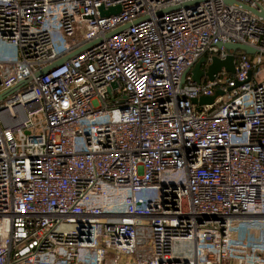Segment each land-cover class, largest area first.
I'll list each match as a JSON object with an SVG mask.
<instances>
[{"label": "built area", "instance_id": "obj_1", "mask_svg": "<svg viewBox=\"0 0 264 264\" xmlns=\"http://www.w3.org/2000/svg\"><path fill=\"white\" fill-rule=\"evenodd\" d=\"M254 10L264 0H0V94L33 76L0 100V264H264ZM230 54L235 73L211 80Z\"/></svg>", "mask_w": 264, "mask_h": 264}, {"label": "water", "instance_id": "obj_2", "mask_svg": "<svg viewBox=\"0 0 264 264\" xmlns=\"http://www.w3.org/2000/svg\"><path fill=\"white\" fill-rule=\"evenodd\" d=\"M226 1H232V0H226ZM118 11H120V7H112L108 10L103 9V7L101 8V13L102 15L106 16V15H110L111 13H117ZM255 12H257L259 15H262L264 17V10L261 11H257L254 10ZM221 45V44H220ZM225 48L227 50H242L245 53H254L255 49L245 45V44H232V43H226L224 44ZM67 59V57L61 58L59 60H57L56 62H54L53 64L47 66L46 68L38 71L35 76H41L47 72L50 71V69H52L53 67H60L64 64V61ZM204 61V58H202L200 60V62H198V64L195 66V68L193 69V74H194V78L198 81H200L201 77L204 74V71L201 69V64ZM235 55L230 54L228 55L227 58L225 59H221L217 56H215L213 58L212 63L209 65L208 71H207V76L212 80L214 77V74L218 73L219 71H221L222 69H225L228 72L231 73H235ZM33 80V76H30L28 78H26L25 80L19 82L18 84H16L13 88L3 92L2 94H0V100L3 99L5 96L15 92L17 89H19L21 86L29 83L30 81ZM222 94L221 91H217L215 95L213 96H205V97H201L199 99H194V102H199V103H212L214 102L215 98L217 95Z\"/></svg>", "mask_w": 264, "mask_h": 264}, {"label": "rangeland", "instance_id": "obj_3", "mask_svg": "<svg viewBox=\"0 0 264 264\" xmlns=\"http://www.w3.org/2000/svg\"><path fill=\"white\" fill-rule=\"evenodd\" d=\"M229 52H233V53H236V51H232V50H229Z\"/></svg>", "mask_w": 264, "mask_h": 264}]
</instances>
